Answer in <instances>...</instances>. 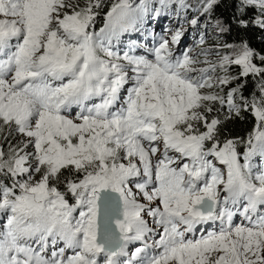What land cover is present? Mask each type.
I'll return each instance as SVG.
<instances>
[{
  "label": "snow or ice",
  "instance_id": "snow-or-ice-1",
  "mask_svg": "<svg viewBox=\"0 0 264 264\" xmlns=\"http://www.w3.org/2000/svg\"><path fill=\"white\" fill-rule=\"evenodd\" d=\"M173 6L192 7L0 0V264H264V55H176L182 26L145 55L117 48ZM236 10L264 28V0ZM245 113L251 130L231 135Z\"/></svg>",
  "mask_w": 264,
  "mask_h": 264
},
{
  "label": "trees",
  "instance_id": "trees-1",
  "mask_svg": "<svg viewBox=\"0 0 264 264\" xmlns=\"http://www.w3.org/2000/svg\"><path fill=\"white\" fill-rule=\"evenodd\" d=\"M195 5H199L200 0H192ZM236 2L237 0H220L218 4L214 7L213 11L207 16L206 20L204 23H199L200 19L198 20V23L195 27V32H194V38L197 35L204 36L205 43L203 45H200L199 41L198 42V49L201 50V48H211L217 45V43H228V44H239L241 41H247L248 44L252 49H254L257 53L264 55V28H260L257 25L254 24H249V27L247 29H241L239 28L234 22H233V16L237 14L236 10ZM108 3H110V0H108ZM107 6V4H106ZM105 6V7H106ZM175 6H173V9L170 10L167 14L161 15L160 19L164 21H168L169 17L171 16L172 11H174ZM190 15H185V16H190L192 19L197 18L193 17L191 14L194 11V8L191 9L189 8ZM102 15L103 12L99 17H97V24L98 27H102ZM253 15L252 11L250 10L248 13V16L245 17V19H248ZM221 20L223 23L226 25L231 26V31L228 33H223V34H216L215 31L212 30V28L208 29V24L213 23L215 20ZM154 19H150L146 21L143 25L140 27L146 26L147 24L153 25L154 24ZM191 21V20H190ZM190 21L187 22V25H190ZM97 30V27H96ZM202 31V33H201ZM129 33H125L123 35H128ZM193 38V39H194ZM194 40L193 43L194 44ZM119 47L123 49L124 42H123V36L120 37V42L118 44ZM210 59H215V57H210ZM239 71L238 68H233L232 72L235 75ZM234 86V85H233ZM228 89L225 88V91ZM253 89V82L251 81V78H249L248 82V88L247 91L245 92V95H248L249 92H252ZM245 119L240 120V119H235L232 120L228 123L227 127L231 135L233 136H246L247 133L251 130L254 119L253 117L245 113L244 114ZM244 146H240V151L243 152ZM255 163L259 165L260 163V157H256Z\"/></svg>",
  "mask_w": 264,
  "mask_h": 264
},
{
  "label": "rangeland",
  "instance_id": "rangeland-1",
  "mask_svg": "<svg viewBox=\"0 0 264 264\" xmlns=\"http://www.w3.org/2000/svg\"><path fill=\"white\" fill-rule=\"evenodd\" d=\"M220 1V0H219ZM187 3L190 4L192 7H190L191 9H195L198 5H195L193 3L192 0H187ZM104 11L106 12L107 11V6L104 8ZM190 11L189 8L185 11V12H182L179 16L175 15L174 14V11H172L171 13V16L169 17L168 21H166L163 25L167 28V29H170L171 31L167 32L166 33V36L168 39L171 38V33L173 31H175L176 29L178 28H183V36L181 38V41L179 43L180 45V48H179V45H176V46H172L173 47V51L175 52L176 50L178 51H184L186 49H191L192 50V54H196L198 52H200V50H197L198 48V42L197 40H200V37H201V34L200 35H197L195 38H194V32H195V27L196 26H193V25H187L186 23L189 22L190 20H192V18L190 16H185V15H190ZM193 15V17H198V20L200 19V22L199 23H204L207 16L209 15L208 13H205L203 15L200 14V12L198 11H193L191 13ZM102 23H103V15H102ZM217 21V20H216ZM216 21L214 20L213 23H209L208 24V29L212 28L213 31L216 32V34H221L218 32V30L215 28V23ZM95 27H97V30H99V27L98 25H96ZM148 27V30L149 31H152V25L148 24L147 25ZM202 33V31H201ZM194 38V39H193ZM193 40H194V44L193 43ZM117 48H121L117 45ZM143 202V201H141ZM135 246H140V242H136ZM129 248L130 249H133L134 250V246L133 245H129ZM68 254H71L70 252Z\"/></svg>",
  "mask_w": 264,
  "mask_h": 264
},
{
  "label": "bare ground",
  "instance_id": "bare-ground-1",
  "mask_svg": "<svg viewBox=\"0 0 264 264\" xmlns=\"http://www.w3.org/2000/svg\"><path fill=\"white\" fill-rule=\"evenodd\" d=\"M179 48H180V45H179Z\"/></svg>",
  "mask_w": 264,
  "mask_h": 264
}]
</instances>
